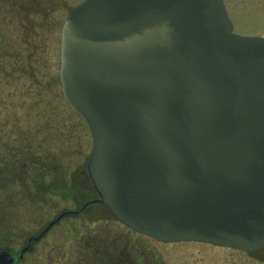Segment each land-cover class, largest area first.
Instances as JSON below:
<instances>
[{
    "label": "water",
    "instance_id": "water-1",
    "mask_svg": "<svg viewBox=\"0 0 264 264\" xmlns=\"http://www.w3.org/2000/svg\"><path fill=\"white\" fill-rule=\"evenodd\" d=\"M60 77L115 218L167 243L264 250V38L234 34L223 0H86Z\"/></svg>",
    "mask_w": 264,
    "mask_h": 264
},
{
    "label": "rangeland",
    "instance_id": "rangeland-1",
    "mask_svg": "<svg viewBox=\"0 0 264 264\" xmlns=\"http://www.w3.org/2000/svg\"><path fill=\"white\" fill-rule=\"evenodd\" d=\"M31 1L37 7L30 6ZM85 1L0 0V21L4 17L5 24L0 30L1 36L15 38L19 35H15L14 30L23 24L22 20L28 23L23 30H29L28 27H32L29 23H34L40 32L34 67L28 71L27 64V71L22 76L0 84V171L4 174L0 175L4 176V184L15 177L16 188H24L22 184L28 175L22 164L25 160L38 165V172L47 160L46 167L56 172L55 176L66 175L71 180L81 176L90 158L93 147L90 132L67 102L60 78L63 27L71 10ZM225 3L235 33L264 37V0H225ZM29 8H35L37 13L33 20L27 11ZM6 156L13 157L14 165L18 167L13 172L8 170ZM85 188L86 184H77L75 194L69 197L68 200L75 204L73 208L81 207L90 199ZM93 209L102 223L109 222L117 237L127 236L132 243L129 247L139 244L147 256L152 254L157 258L158 264H264V254H249L198 242L163 243L122 228L119 221L107 219L104 208L93 206Z\"/></svg>",
    "mask_w": 264,
    "mask_h": 264
},
{
    "label": "flooded vegetation",
    "instance_id": "flooded-vegetation-1",
    "mask_svg": "<svg viewBox=\"0 0 264 264\" xmlns=\"http://www.w3.org/2000/svg\"><path fill=\"white\" fill-rule=\"evenodd\" d=\"M6 158L13 172L18 167L13 157ZM22 164L28 172L24 188H16L15 177L2 183L0 171V264H158L139 244L129 247V238L117 237L109 222L102 223L92 210L99 206L107 219H115L101 205L85 168L80 177L70 180L66 175L55 176L56 172L47 169V160L41 172L38 165L26 160ZM81 183L86 184L90 199L73 208L75 204L68 199Z\"/></svg>",
    "mask_w": 264,
    "mask_h": 264
},
{
    "label": "trees",
    "instance_id": "trees-1",
    "mask_svg": "<svg viewBox=\"0 0 264 264\" xmlns=\"http://www.w3.org/2000/svg\"><path fill=\"white\" fill-rule=\"evenodd\" d=\"M21 3L24 4V1ZM30 6L37 7L33 1H31ZM27 11L31 13V17L33 16L32 20L37 16L35 8H29ZM19 15V18L24 17V14L21 17ZM3 20L4 17L0 21L4 25H0V30L5 27ZM22 22L23 24L14 30L15 35L19 34L15 38L0 35V84L10 83L15 76H22L27 69L30 71L31 67H34L33 61L40 47L39 36H37L40 32L35 28L34 23H29L32 26L28 27L29 30H23L28 23H24V20ZM27 64L28 68L26 69Z\"/></svg>",
    "mask_w": 264,
    "mask_h": 264
}]
</instances>
